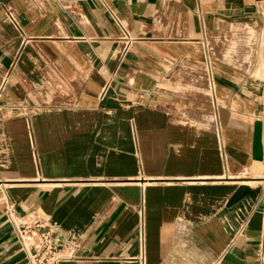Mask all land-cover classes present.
Instances as JSON below:
<instances>
[{
    "label": "crops",
    "instance_id": "crops-1",
    "mask_svg": "<svg viewBox=\"0 0 264 264\" xmlns=\"http://www.w3.org/2000/svg\"><path fill=\"white\" fill-rule=\"evenodd\" d=\"M245 45L264 56V0H0V264H27L10 205L69 236L62 264H258Z\"/></svg>",
    "mask_w": 264,
    "mask_h": 264
},
{
    "label": "built area",
    "instance_id": "built-area-1",
    "mask_svg": "<svg viewBox=\"0 0 264 264\" xmlns=\"http://www.w3.org/2000/svg\"><path fill=\"white\" fill-rule=\"evenodd\" d=\"M5 216L15 230L18 245L26 255L27 264H62L72 256L74 247L68 242L69 236L59 238L54 235V227L38 211H27L19 216L10 205ZM255 255L258 264H264V237L259 239Z\"/></svg>",
    "mask_w": 264,
    "mask_h": 264
},
{
    "label": "rangeland",
    "instance_id": "rangeland-1",
    "mask_svg": "<svg viewBox=\"0 0 264 264\" xmlns=\"http://www.w3.org/2000/svg\"><path fill=\"white\" fill-rule=\"evenodd\" d=\"M213 45H210L211 47V50H210V55H209V58L212 60H215L217 57H218V53L221 52L220 49H219V45H220V41H217V40H214L211 42ZM214 50H215V53H214ZM241 51L243 54H241ZM230 54L229 55V58L233 59V55H232V48H230V50L228 51ZM252 54H250V49L248 48V45H245L244 46V49L242 48L241 46V49H240V55H235L234 58L236 59H240V62L242 64V66H245V67H248V65L250 63H252L253 65V62L254 63H258V69H257V76H258V79H261L264 77V56L263 57H258L256 58L254 61L253 58H252Z\"/></svg>",
    "mask_w": 264,
    "mask_h": 264
}]
</instances>
